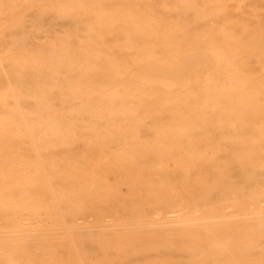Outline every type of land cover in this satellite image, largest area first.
<instances>
[{
  "label": "bare ground",
  "instance_id": "1",
  "mask_svg": "<svg viewBox=\"0 0 264 264\" xmlns=\"http://www.w3.org/2000/svg\"><path fill=\"white\" fill-rule=\"evenodd\" d=\"M171 263L264 264V0H0V264Z\"/></svg>",
  "mask_w": 264,
  "mask_h": 264
},
{
  "label": "rangeland",
  "instance_id": "2",
  "mask_svg": "<svg viewBox=\"0 0 264 264\" xmlns=\"http://www.w3.org/2000/svg\"><path fill=\"white\" fill-rule=\"evenodd\" d=\"M257 1V0H254V2ZM194 54L193 52H189L188 55H192ZM187 55V56H188ZM210 62L209 60L207 59H201V61L198 62V64L196 66H193L192 68H190L188 66V64H186L185 62L181 63L180 64V67L178 69V73L175 75V78L178 80V81H184L185 79L186 80H191V79H195L197 78L198 76H200L203 71L205 69H209L210 68ZM187 66V68H186ZM184 67V68H183ZM190 68V69H188ZM149 71H146V74L148 75L149 73H152L150 74L149 77L151 78H154L156 80H158L159 82L160 81H164L166 80L167 78H169V73L168 71H165L164 69H160V68H153L152 69H147ZM194 70V71H192ZM203 70V71H202ZM191 71V72H190ZM145 72V71H144ZM149 72V73H147ZM156 72V73H155ZM159 72V73H158ZM182 72V74H181ZM184 72V73H183ZM200 73V74H199ZM154 74V75H153ZM188 74V75H187ZM190 74V75H189ZM152 75V76H151ZM194 75H196L194 77ZM159 76V77H157ZM163 76V78H162ZM187 76H188V79H187ZM192 77V78H190ZM158 78V79H157ZM161 78V79H160ZM182 78V79H181ZM184 78V80H183ZM124 82H127V81H124ZM154 84V83H153ZM150 85V86H146L147 90H145L148 95H145V96H141V95H133V96H130V97H134L138 100H142L143 97H149L150 96H157V95H160L162 93V88L157 84H154V85ZM145 88V89H146ZM159 91V92H158ZM151 93V94H150ZM114 97H120V95H117V96H114ZM169 97H173L172 95H168V96H165V98H169ZM139 106V107H138ZM165 113V111L163 112V110L160 109H157L156 107H152L151 109L147 110L146 108L143 109V103L141 101H137V103H133V104H130V105H126L125 108L121 111H117V110H112V111H104V112H95V113H102L104 114V117L103 118H106V119H109L114 116L118 119H123V118H135L136 120V117H137V114H141V113ZM42 113H45V110L42 109ZM65 115H77L78 118L82 117L85 115V110L82 108V107H78L76 109H71L70 111H64L63 112ZM89 113H94V112H89ZM177 112H173V111H170V115L175 119H179L180 115L176 114ZM164 116V114H163ZM162 120V119H161ZM163 121V120H162ZM96 123V126L94 127H97L98 128V121L95 122ZM110 130V133L112 135H114L115 137H128L129 135V131H126L124 132L123 129H121V127H112L111 129L109 128ZM97 130H94L93 133H95V135L93 137H90L87 142L95 147L97 145L100 144V140L102 139L101 136L97 135L96 132ZM57 137V135H56ZM170 144L173 145L172 140H169ZM77 146V142H74ZM147 144H150L151 148H152V151H157L159 149V146H158V140L156 139V137H153V138H150L148 139V143ZM131 148H132V151L130 153V157L129 159H127V162L129 163L130 167L131 166H135L134 165V161H136V158L139 156V151L140 149L142 148L143 146V143H141V141H135L133 142V144H131ZM112 148V151L111 153H114L116 155H119L120 154V151L122 150V147L119 146V145H114L111 147ZM93 156H96V151H93L92 153ZM115 155V156H116ZM91 156V157H93ZM94 158V157H93ZM109 164V163H108ZM112 164H109L108 166L111 167ZM149 184L152 186V187H160L162 185V181L160 180V176L158 174H152L150 175L149 177ZM119 191H120V194L128 201V202H133L135 199H136V196L134 194H132L131 192V189H130V186L129 184H127V182H121V184L119 185ZM177 210H183V206H178ZM175 215V214H174ZM82 231V229L80 227H77L74 232L76 234H78V236H80V232ZM107 232H110L109 230H107ZM57 234L61 233V230H57L56 232ZM108 236H110L109 234H106ZM135 236V234H132L131 236H129V238ZM96 242V241H95ZM123 243V242H122ZM125 243H129L130 245L134 244V240L133 239H130V240H127ZM106 246L99 249V251L103 252V253H109V252H113V251H117V252H130V251H136L138 252V248H135V247H129L128 249H122V248H118L117 250H115V248H113V243L111 241H107L105 242ZM187 250L186 248H181L180 249V252L181 253H187ZM146 251V250H145ZM147 251H149L147 249ZM160 251L164 254V255H168L172 252V250L170 248H168L167 245L163 244L161 247H160ZM176 263V262H175ZM173 263V264H175ZM172 264V263H171ZM179 264V263H178Z\"/></svg>",
  "mask_w": 264,
  "mask_h": 264
}]
</instances>
